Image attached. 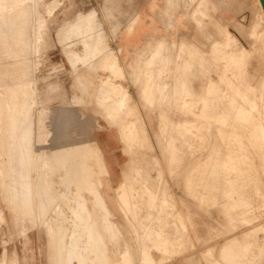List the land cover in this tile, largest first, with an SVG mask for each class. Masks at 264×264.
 <instances>
[{
    "label": "bare ground",
    "instance_id": "6f19581e",
    "mask_svg": "<svg viewBox=\"0 0 264 264\" xmlns=\"http://www.w3.org/2000/svg\"><path fill=\"white\" fill-rule=\"evenodd\" d=\"M195 1L196 0H165L164 6H163V15L165 18L172 20L176 14L175 10L181 9V10H185L184 12L188 13L190 6ZM208 1H210V0H200V2L197 5H195V6H194V4L192 5V6H194V8H193L192 12H190V17L193 20L198 22V20H197L198 16H206V9H204L205 8L204 3H208ZM203 5H204V7H203ZM59 6H60L59 0H4V1L0 0V215L3 217V224L2 225H6L8 227L9 236H11V239L16 238V237H20L22 239V244H23V257H22V259L19 257L16 250H13L11 253H8L6 251V258L4 260V264H35L33 252L31 249L32 236L30 235V232L32 231L33 228H37V230H41V231H43V233L45 235H47L45 233L46 220L47 219L49 221H51L50 222L51 223V226H50L51 234H50V236L47 235V241H46V245H45L44 249H45L46 257L48 258L50 264H73L74 261H76L77 264H132L133 260H132L131 252H130L131 245L128 246V247H130L129 249L122 251L119 254V256H117L119 258H117L116 256H111L108 253V251L105 249V247L103 246L104 245L103 244V242H104L103 233H106L107 235H109L108 238L110 237V240L115 241V242L118 240L119 233H118L117 226H116L115 222L112 220L113 214L109 208V205H108L107 201L105 200L104 196L102 195L101 191L98 188V186L101 185V181L98 179V176L101 172L105 171V169H106L104 160L102 158V155L98 151V149L92 145H89L88 142L81 144V145L72 146L70 148H65V149H61V150L53 151V152H51V151L38 152L35 148L36 140L39 139L40 136L47 133V131H45V127H44V115H45L46 110L48 109L47 105L51 104V102H52V104H54L55 100L57 101L58 98H61L62 103L66 104V97H65L66 93H64V92L61 93L57 90V86H59L58 81L55 84L49 83L48 84V92L46 93V95L44 96L43 99L41 98V101L38 100L37 95H36V88H35L36 79L34 77V74H30L31 69H36V67H37V63L34 64L31 61L30 55L31 54L32 55L33 54L40 55V53L43 51V49H45L44 46L47 45V44L45 45V43L47 42L46 41V35H48L47 31H50L47 29L49 27L50 20L55 17L56 11L58 10ZM40 8L43 9L44 14L39 13ZM93 11H95V10H93ZM69 12H70V14L72 13V11H70V10L68 11V13ZM96 15L98 16V14H96V12H91V13H88L85 15L80 14L76 17L75 20H73V22L68 23L66 26L64 25L65 26L63 28L64 40L65 41H68V40H74V41L76 40L77 41L78 40L79 43H81L83 45L84 53L82 55H80L75 50L68 51V53H67L69 56V61H70L71 65L75 71L77 70V65L79 63H81L83 66L87 67L88 70H90L94 67V63L96 61H99V63L101 64V67L103 69L111 72L112 74H115V76L118 75V76H125L127 78H135V80L137 81L139 76L143 75L146 79V84H145V86L142 87L141 91L140 90H138V91L141 92V94L146 99V102L151 106V108L153 110L160 108L161 106H163L164 103L174 102L176 100V96H178L179 92H181V91L184 92V90H182V89H181V91H179L180 87L183 86V85H180L179 83L185 85V83H187L186 81H185V83H182L183 82V81L181 82L182 79L179 81L180 77L178 76L179 78H177L176 77L177 75H176L173 78V80L171 81V83H166L165 79H163V76L166 75L167 71L169 72V69H170L169 67H171V70H174L176 67L180 68L179 73H180L181 69H186L187 66L189 67L191 65V64L188 65V62L189 63L192 62L196 65V66L192 65V67L193 66H195V68L197 67V65L199 63L196 64L195 62H193V61H195L194 60L195 57H192L191 56L192 54L186 55L188 52L185 54V51H188L189 48L194 45L193 40H190L184 36L178 38V40H175V41L169 40L166 36L160 37L158 39H151L150 41H146L145 44L143 45V47L134 49V61L127 65L124 63V60H123V57L121 54L122 50L120 48H115L114 49L115 53L113 54L111 52V50H109V48H107L105 46V38L107 39V37L109 38V36L106 35L107 37L104 38L103 29H101L102 24L100 26L99 22H97V19H100L101 16L99 15L100 17L96 19ZM103 20H106V19H103ZM134 26H135V23L131 24L129 26V28H128L129 34H131L133 32ZM199 26H200V23H199ZM105 29H106V27H105ZM105 33L107 34V30ZM110 34L111 33H109V35ZM47 37H49V36H47ZM221 37H222L221 40H217L215 43H213L215 45V48H216V45H222L225 47L234 45L233 37L229 31H222ZM51 38L53 39V37H51ZM52 39H50V40H52ZM50 43H51V41L49 42V45L51 46ZM109 43H111V41ZM75 44H77V42H75L74 45ZM49 45H47V47H49ZM53 46L54 45H52V47ZM219 49H218V51H219ZM18 50H20V52ZM211 50H213V48H211ZM172 51H174V52L171 54L170 52H172ZM248 51H250V52H248V56L249 55L253 56V54H257L258 55L257 58L261 61L262 64H264V39L262 37H258L256 39L253 47L251 48V50H248ZM17 53H20L19 57L16 56ZM198 53H199V51H198ZM231 53H232V55H234V57L232 56L230 58V63L227 64L228 66L231 65V63L234 60L238 59V61H239V60H241L240 58L242 56L246 55V52L241 50V49L240 50L239 49H232ZM188 54H190V52ZM217 54H214V55L212 54L214 56L213 59L216 60ZM212 55L210 53L211 59H212ZM226 55H227V53H226ZM3 57L10 58V63H11L10 69L9 68L8 69L2 68L1 62H2ZM218 58H217V61H218ZM42 60H43V58H42ZM219 60H221V59L219 58ZM45 61H46V58H45ZM243 63H245V62H243ZM161 65H164V66L169 68L167 71L165 70L166 72H163V74L165 73V75H163L162 72L160 70H158L159 66H161ZM95 66H96V64H95ZM41 67H43V66H41ZM49 67H48V69H49ZM166 67H162V69L166 68ZM189 69H191V66L188 68V71H190ZM12 71L22 73V75H23V76L19 75V77H22V78H20V80L18 79L16 81L15 85L9 84V78H10L9 76H11ZM183 71H181L182 75H183ZM95 72H97V71L95 70ZM177 72H178V70H177ZM190 72H188V73L191 74ZM226 72H227V70H226ZM179 73H178V75H180ZM188 73L186 74L187 76H188ZM40 74H41V72H40ZM40 74H39V76H40ZM170 74H172V72H170ZM25 75H29V77L25 78L26 77ZM45 75H47V74H44V76ZM239 75L240 76L236 75L235 77L234 76L230 77L227 75V73H225L224 78H223V76H221V81L223 79H225L224 81L227 82V86L229 87V89H234L236 92V96H237V94L239 96H237V98H235V99H232L230 104H228L227 108L225 110L221 111V116H220V114H218L219 115L218 117H212V118H216L215 119L216 122H214L216 124H212L213 125L212 127L215 130H217L218 133H217V135H215L216 141L213 140L214 138H211L213 141H215L214 144L212 143L213 149L212 148L211 149L214 152L217 149L215 147L216 144H217V147H218V145L222 146L221 144L225 145L224 150H222V147H221L223 154L220 155V157H219L220 165L222 167L227 168L225 170V172L223 169H221L222 172H224V174H226V171L228 172L229 169H237L236 170L237 172L239 169V172L237 173V175H235L234 177L231 175L233 177V179H231L232 177H229L230 178L229 180H228V178H226V176L230 174L228 172V174L223 176L224 179H222V180L223 181L228 180V181H225V183L227 182V184H230L231 187H233L234 184L239 183V185L238 184L237 185L240 187H238L237 190L235 189L236 190L235 192H233V191L231 192L230 189H229L230 191L229 190L225 191L224 189L226 187L224 189H222V188L221 189L223 190V193H226L227 191L229 192V193L227 192L228 195H230V197H231L230 198L231 201L228 202L229 207L232 208V210H235V212H237V214L241 216L240 218H242L243 222L241 221V219L239 221L242 222V225H243V223L247 224V227L244 224V226L246 228L243 231H241V233L239 235H236V236L233 235V237L230 238L229 241L223 245V247H222L223 249L221 251V256H222V260L227 264H262V262L264 261V237H263V239L262 238L259 239V237H260L259 236L255 240H252V241H254V242H252V241H250L251 239L248 240L249 239L248 236H250L252 233L254 234V232L256 231V228L258 227V225H256L255 223H256V220L261 216V211L259 213L257 209L259 208V205L260 206L264 205V181L262 179L263 175H264V67H263V74L261 76H259L258 78L255 77V79H254L255 83H252L249 81L250 78L248 79V77L252 74H250L248 76L245 68L240 69ZM53 76H54V74H53ZM83 76H84V74H83ZM197 78H196V80H197ZM75 79L77 80L76 84L78 82L79 84H77V85H80L81 84L80 80H82V79H81V75H79L78 72H77ZM193 79H194V77H193ZM239 79H240V81L238 83H236L235 81L239 80ZM39 80H40V78H39ZM42 80H41V82H42ZM208 80H210V79H208ZM84 82H85V80H84ZM84 82H82V83H84ZM101 82H102V87H100L101 90H99V91L100 92L102 91V93L104 91V93L102 95L103 96L102 100H100V97H99V100H100L99 103L103 106H105V103H108V104L110 103L109 104V105H111L110 107H108V104H106L105 107H107V108L112 107L111 109H113L112 110L113 113H115V112H117V114L122 113L125 110V105H127L126 101H127L128 96L121 91L119 86L113 84L110 81L109 77L102 80ZM168 82H170V81H168ZM75 86L76 85H74V87ZM187 86H189L188 83H187ZM192 86H195V85L193 84ZM80 87L85 88L86 86L80 85ZM209 87L211 88L210 91H212V93H213L214 92L213 90L216 87L212 84ZM73 88L71 87L72 90H73ZM90 88H92V87H90ZM189 88H188V90H189ZM196 88H198L197 85H196ZM76 89L77 88L75 87L74 90H76ZM88 89L89 88H87V90ZM190 90H192V89H190ZM43 91L46 92L47 87ZM62 91H63V89H62ZM78 91H76V92H78ZM80 91L82 92V90H80ZM83 91H86V90L83 89ZM56 92H57V94H56ZM88 92L89 91H87V93ZM139 92H138V94H139ZM74 93H75V91H74ZM215 93H216V90H215ZM19 94L22 98V105H21L20 109H15L14 105L16 102V98L18 97ZM70 94H71V92H70ZM92 95H94V92L91 94V96ZM71 96H73V95H71ZM74 96H76V95L74 94ZM91 96L89 95L88 97H91ZM192 96H194V98L198 97V95L196 93H194ZM213 96H216V95H213ZM213 96H211V97H213ZM76 99H78V98H76ZM79 100L82 101V99H79ZM211 100H213V99L211 98ZM81 101H79V102L82 103ZM223 101H226V100L223 99ZM69 102H70V100H69ZM77 102L78 101H74V104ZM222 102L220 101L219 103L222 105ZM36 103H38L42 109L37 111V113L35 115L31 116V113H32ZM214 103H216V102H214ZM220 104H218V105H220ZM223 104H224V102H223ZM56 105H58V104H56ZM80 105L82 106V104H80ZM86 105H83V106H86ZM137 105H138V103H137ZM200 105L201 104H199V107H200ZM221 105H220V107H221ZM49 106H51L50 108L53 109L52 105H49ZM61 106L63 107V105H61ZM100 106H98V109H100ZM103 106L101 108H103ZM75 107H73V108H75ZM140 107H142V106H140ZM199 107H197V108H199ZM217 107H219V106H217ZM111 109H108V111H110ZM58 110L56 109V111H58ZM65 110H67V108H65ZM104 110H106V108ZM7 111H10V113H12V114H15L19 111L20 114H23L24 123H26V124L21 128L20 126L17 125L16 120L7 121L6 116L4 115ZM60 111H62V110H59V112ZM69 111H70V109H69ZM72 111H74V110H72ZM112 111H110V112H112ZM125 111L127 112V110H125ZM85 112H86V110H85ZM141 112L143 113V111H141ZM141 112H138V109H137V113H139V116L143 115ZM50 113L51 112H49V116H50ZM52 113H54V112H52ZM70 113L68 116H69V120L71 121V118H70L71 114ZM80 113H82V112H80ZM87 113H86V115H88ZM113 113H110V114H113ZM218 113H219V111H218ZM63 114L60 115V118ZM119 114H118V116H115V117H118V118L120 117L119 119L120 120L123 119L122 121H124V119L126 118L125 117L126 114L123 115L124 116L123 118H121L122 115L120 114L121 116H119ZM140 114H142V115H140ZM81 115H83L82 117L85 116V114H83V113ZM112 116L110 115V118ZM131 116H133L132 117L133 119L131 118L130 121L134 120L135 114L131 115ZM136 116H137V114H136ZM139 116H137L136 120H138ZM64 117L68 119V117H66L65 115H64ZM93 117H94V115H93ZM115 117H113V119H115ZM140 118L141 117H139V119ZM162 118L164 121L165 120L168 121V119L164 115H162ZM84 119H87V118H84ZM91 119H94V118H91ZM106 119H107V117H106ZM180 119L182 120V118H180ZM79 120H77V121L79 122ZM127 120H128V118H127ZM127 120H125V122H127ZM106 121H108V120H106ZM117 121H119V120H116V123L119 124V122H117ZM138 121H139V125H140L141 120H138ZM143 121H144V118H143ZM205 121H208V120L205 119ZM125 122H123V124ZM142 122H141V124L145 123V122H143V123ZM55 123H57V122H55ZM127 123L129 124V122H127ZM127 123H125V124H127ZM59 124H60V122H59ZM82 124H83V122H82ZM88 124H89V122H88ZM120 125L122 126V124H120ZM59 126H57V127H59ZM76 126L78 127V125H76ZM85 126H86V124H85ZM89 126H90V124H89ZM121 126H119V128ZM141 126L143 127V125H141ZM161 126H160V128H162V130H163V132L161 134V139L164 141L167 139L166 136H168L170 134L169 130L171 128V124L169 122H164L163 124H161ZM224 127L228 128L227 129L228 131L224 132L223 131ZM127 128H125L128 130V131L126 130L127 131L126 132L127 137L124 139L125 141L130 140V138L133 135H136L134 133L136 132L135 130L137 129L135 126V123L129 124V126H127ZM138 132L140 133V130ZM122 133H124V132H122ZM142 134L143 133H141L140 136ZM145 134L143 137L147 138L148 136L145 137ZM123 135L125 136V134H123ZM123 135L121 136V138L123 137ZM137 135H139V134H137ZM137 135H136V139H135L136 141H137ZM212 135H213V133H212ZM174 136H176V134H174ZM215 136L213 135V137H215ZM143 137H141V138H143ZM132 138L134 139V136ZM174 139L175 138H173V140ZM44 141H46V140H44ZM131 141H133V140L131 139ZM139 141H137V146L139 144ZM144 141L142 139V142H140V143L142 144ZM148 141L150 142L149 139H148ZM177 141L179 143V139ZM177 141H176V143H177ZM149 142H147V143L149 144ZM188 142H189V140H188ZM128 143H130V142H128ZM134 144L135 143H132L133 147H134ZM173 144H175V140L173 143L172 139H169V145L167 144V146L168 147L170 146L172 151H173ZM179 144H182V142ZM179 144H177L176 148H178V146L180 147ZM127 145L129 147L131 146V144L130 145L127 144ZM146 145L147 144H145L144 146H146ZM184 145H183V147H184ZM41 146H43V145H41ZM192 146H193V144H192ZM194 146H195V144H194ZM248 147H251L254 149V151L257 154V158H258L259 162H261V164L258 166V168H256L253 164L254 158L250 156ZM131 148H132V146H131ZM182 148H181V150H182ZM126 149H127V147H126ZM136 149H135V151H136ZM145 150L142 151V149H141V151H142L141 153H144ZM149 150H151V147L149 148ZM171 150L169 152H171ZM183 150H182V152H183ZM219 150H220V147H219ZM129 151H130V149H129ZM156 151H157V148H156ZM186 151H188V153L190 152L189 150H186ZM124 152H126V151H124ZM131 152H134V150ZM175 152L180 153V151H175ZM145 153H148V150H146ZM173 154L171 152V155L169 157L170 158L169 159L170 164L168 165L169 168L172 166L174 160L176 159V154H175V157ZM208 154H209V151H208ZM214 154L215 153H213L212 155H214ZM136 155H138V154H136ZM140 155H142V154H140ZM185 155H186V153H185ZM199 155H200V153H199ZM205 155L206 154H204V156ZM71 156L74 157V159H73L72 163H68L67 160L70 159ZM146 156L148 157V155H146ZM151 157L154 160H156L153 157V155ZM196 157H198L199 159H201V157H202V159L204 158L202 155H201V157L200 156H196ZM185 158H187V157H185ZM191 158H190V160L193 159V158L192 159ZM183 159H184V157L182 158V160ZM199 159H197V161ZM65 160H66V163H64ZM137 160L132 155L129 158V162L123 168L122 175H121L122 180H121L120 184L114 190L115 191V198H116V201L119 205V208H120L122 214L124 215L126 222L129 223L130 225H132L134 228V234L136 235V238H134V239H137V241H139V243H141V244H143L146 241L152 242L155 240V242H157L156 248L158 250H163V246H165L163 244H166L168 241L170 242L171 240L174 241L175 238H173V237H175V235H177L179 233H177L175 231L176 234L174 236L171 235L173 239L170 240L168 238H171L170 234H172V232L169 233L170 237L167 238L166 237L167 231L166 232L163 231V228H161V227H160L161 229L155 228L156 220H158L160 218V217L158 218V216L161 213L163 215H165V219H166V217L170 216L169 211L166 212L165 211L166 209L162 208L165 205V203H163V201H162V203H160L158 201L161 206L159 204L158 205L155 204V206H154V204L151 205V207H153L155 210L154 213H148L146 216L140 214L139 206H140V203L142 202L141 200L153 199V201H155L159 196H161V197L164 196L165 192L163 189L161 190L162 187L158 188L156 186V183H157L156 180L157 179L155 180V183H153V184H155L154 187L155 186L157 187L156 189L152 188L151 185L148 184L147 180L150 179L149 178L150 173H148L147 168L149 166H147V168H145ZM157 160H159V158ZM182 160H181V163H182ZM187 160H189V159H187ZM209 160L211 161L212 159H209ZM199 161H201V160H199ZM206 161H208V160H206ZM158 162H160V161H158ZM179 162H180V160H179ZM185 162L186 161H184L183 164ZM191 162H193V161H191ZM194 162H195V160H194ZM198 162H197V164H198ZM73 163H75V165H73ZM210 163H212V162H210ZM244 163H246V164H244ZM162 164L163 163H161L160 165H162ZM191 164H193V163H191ZM216 164H214V165H216ZM154 165H157V164H154ZM178 165H177L178 168L181 167L180 163H178ZM187 165L185 164L186 167H187ZM236 165H237V168H235ZM76 166H78L77 169L79 171V174L76 175L75 177H72L70 174V170L72 167H75L74 169H76ZM193 166L194 165H191V167H193ZM218 166H219V164H218ZM183 167L184 166L182 165V168ZM208 167H209V165H208ZM160 168L161 167H159V169ZM198 168H201V167H198ZM215 168L212 170L216 171V174H217L219 168L218 169L216 168L217 170ZM260 168L262 169L263 174L259 171ZM156 169H157V167H156ZM183 169H181V170H183ZM189 169H190V167H189ZM161 170H162V168H161ZM171 170H173V169H170L169 173H171L170 172ZM175 170L178 171L176 168H175ZM208 170H209V168H208ZM164 171L166 172V170H164ZM176 171H174V172H176ZM201 171H203V170H201ZM206 171H207V169H206ZM214 171L211 173L215 174ZM220 172L221 171H219V173ZM222 172L220 175L218 173L219 177L222 175ZM34 173H35V176H34ZM143 173H144V177H143ZM157 173H160V172L158 171ZM195 173H197V171ZM205 173H209V172H205ZM171 174H169V175H171ZM216 174L214 176H217ZM138 175H142L143 179L141 177L139 178ZM164 176H166V174H164ZM210 176L212 177L213 175H210ZM214 176H213L214 180L216 178H218V177H214ZM253 176L256 178V180L258 182V186L255 189L256 192L254 191L256 193V195H255V193H254V195L258 198V199L256 198L257 202L256 201L255 202L258 204H254L253 200L251 202H249V199L251 200V199L255 198L253 195H251V193L250 194L247 193L248 195H245V193H244V192H246V191H244V188L247 186V184H246V186H244L245 185L244 181L246 179L249 180L251 178H254ZM55 177L58 178V182H57L58 183L57 185H59V188L57 187L58 193L55 190V186H56V180H54ZM202 177H203V175H202ZM207 177L205 176V179ZM163 178L164 177H162V179ZM200 179H201V177H200ZM220 179H221V177H220ZM206 180L208 181V179H206ZM211 180H213V179L211 178ZM222 180H221V183H222ZM249 181L247 182V180H246V183H250ZM172 182H173V180H172ZM205 183L206 182H204V184ZM210 183L212 184V182H210ZM136 184H138V186H136ZM202 184L203 183H201V185ZM213 184L217 187V186H219L218 184H220V183H218L217 185L215 183H213ZM251 184H249V185H251ZM162 185H164V184H162ZM166 185L171 187V184H169V183ZM249 185L247 187H250ZM253 185H255V184H253ZM226 186H228V185H226ZM195 190H197V189H195ZM219 190L220 189H218V191ZM85 192L88 193V196L85 195ZM215 192L217 193L216 195H218V192L217 191H215ZM209 193H207V194L209 195ZM213 193L214 192H212V194ZM220 193H222V192L220 191ZM252 193H253V191H252ZM167 194H168V192H167ZM170 194H168V195H170ZM199 196H200V193H199ZM219 196L224 197V195L219 194L218 199H219ZM214 197H215V195H214ZM225 197H224V199H225ZM247 197H249V199H247ZM60 198L62 199V201ZM162 198H160V200ZM211 199H213L212 201L214 203V199H217V196L215 198H211ZM172 200H173V204H175L174 198ZM220 200H221V198H220ZM226 200L229 201L228 199H225V201ZM175 202H177V200H175ZM222 202L224 203V201L221 200V203ZM2 203L4 204V206L2 205ZM144 203H146V202H144ZM208 203H209V201H208ZM216 203H217V200H216ZM176 204L178 205V202ZM219 205H220V203H219ZM54 206L61 207V211H62V208H64L66 210L65 217H66L67 224L68 223L71 224L70 228H68L69 224L67 225L66 233H64L61 228L56 229L54 227V224H53L54 218L52 221L51 220L52 218L50 217L51 215L49 214ZM145 206H147V205H145ZM255 206H256V208L257 207L258 208L256 209ZM197 207H198V205H197ZM261 208L262 207H260V209ZM67 210L69 211V213H68L69 217H67V212H68ZM261 210L264 211L263 209H261ZM164 211L166 213H164ZM176 211H177V209H176ZM178 211H182V210L180 209ZM7 213H9V218L7 217ZM179 213H181V212H179ZM262 213H264V212H262ZM59 214L63 218L64 214L60 213V211H59ZM208 214H210V212ZM172 215H174L173 212H172ZM70 216H71V218H70ZM160 216L162 217V215H160ZM176 216L178 217V215H176ZM184 216H183V218H184ZM235 216H237V215H235ZM262 216L260 217L261 221L264 219V218L262 219ZM140 217H141V219H143V217H147L146 221L142 220L143 222H141ZM212 217L214 219V216H212ZM183 218L181 220H183ZM235 218H237V217H235ZM163 219H161V221L162 222L165 221V223H166L167 220H165V219L163 220ZM170 219H172V218L170 217ZM177 219H179V217L174 219V221L173 220L172 221L175 222V220H177ZM189 219H191V218H189ZM215 219L217 220V217ZM237 220L238 219H236V222H237ZM169 221L170 220L168 219V222ZM261 221H260V223L259 222H257V223L261 225L262 224ZM171 222H170V224H172ZM219 223H220V220H219ZM240 223H238V225ZM164 224H163V226H164ZM170 224H168V225H170ZM176 224L177 223H175L173 225H176ZM263 224L261 225V227L263 226ZM177 225L175 226V228L177 227ZM242 225H241V227H242ZM138 227H139V229H138ZM173 227L174 226H172V228ZM179 227H178V229L180 230ZM195 227H196V225H195ZM222 227H223V225H222ZM239 227L240 226H238V228ZM165 228H166V226H165ZM170 228H171V225H170ZM225 228H226V230L228 229L227 227H225ZM171 229H170V231L173 230V229L172 230ZM167 230H169V229H167ZM189 230H190V228L188 229V231ZM140 231H143L142 235H141ZM221 231H223V230H221ZM260 231H262V230H260ZM181 233L182 232H180V234ZM184 233H187V232L184 231ZM189 234L191 235V230H190ZM189 234H187V235H189ZM225 234L226 233H223L224 236H225ZM256 234H257V232H256ZM183 235L184 234L182 233V237H179V238H183ZM190 235H189V237L192 238V235L191 236ZM218 235H220V234H217L216 236L219 237ZM223 235L221 237H224ZM226 235H228V234H226ZM254 235H252L250 237H252V239H253ZM178 236H180V235H178ZM178 236L176 239L179 240L181 243L182 239H179ZM214 236H212V237H214ZM184 238L186 239L185 236H184ZM185 239H183V240H185ZM191 240L192 239H190V241ZM188 241L185 240L183 242L190 245L188 243ZM193 241H194V238H193ZM170 243H172V242H170ZM185 243H183L185 245L184 247H186ZM131 244H133V243H131ZM193 244H196V242ZM206 244H210V242L206 243ZM101 245L103 248L100 247ZM236 245H239V246H237V249L240 246H242V248H243V249L241 248L242 251L240 248H239L240 251L239 250H238V252L234 251V250H236L234 248ZM135 246H136V244H135ZM172 246L174 247V245H172ZM190 246L188 248H190ZM192 246L195 248L194 245H192ZM251 246H253L254 249ZM133 248L134 247H132V249ZM206 248H208V247L206 246ZM251 248L253 249V251ZM212 249H211V251H212ZM146 250H142V249L140 250V257L138 256L139 261L137 260L138 264H139V262H145V264H152L151 258L149 256V252ZM208 250H210V249L208 248ZM169 251H170V249H169ZM171 251H173V250H171ZM175 251H176V249H175ZM186 251L189 252L188 249ZM214 251L215 250H213V252H212L213 254H214ZM192 252H194V250ZM192 252H189V254ZM176 254H178V253L176 252ZM186 254H188V253H186ZM194 254H195V252H194ZM196 254H198V253H196ZM190 256H192V254H190ZM190 256H189V258H190ZM205 257H204V260L206 259V261H207L208 258L207 257L205 258ZM189 258H187V259H189ZM190 259H192V258H190ZM89 260H91V263L88 262ZM209 260H211V258L208 259V261ZM215 260H216V258H215ZM193 261H194V258H193ZM219 261L220 260L218 259L214 262L212 261L211 263L221 264V262H219ZM187 262H188V260H187ZM133 264H135V263H133Z\"/></svg>",
    "mask_w": 264,
    "mask_h": 264
},
{
    "label": "rangeland",
    "instance_id": "374dc122",
    "mask_svg": "<svg viewBox=\"0 0 264 264\" xmlns=\"http://www.w3.org/2000/svg\"><path fill=\"white\" fill-rule=\"evenodd\" d=\"M59 2H60V6H59L58 10L56 11L55 17L50 20V24H49V27L47 29L50 31H47L48 35H46V41L47 42L45 43V45L46 44L49 45V42L51 41V43H50L51 46L50 45H49V47H47V45L44 46L45 49H43V51L40 53V55H37V54H33V55L31 54L30 55L31 61L34 64L37 63L36 69H31L30 74H34V77L36 79L35 88H36V95H37L38 100L41 101V98L43 99L44 96L46 95V93L48 92V84L49 83L55 84L58 81L60 84L58 83L59 86L56 85L57 90L61 93L62 92L66 93V96H65L66 97V104H63L61 101V98H58L57 101L55 100L54 104H52V102H51V104H49V105H52V108L55 111L50 108L51 106L47 105L48 109L46 110L45 115H44V127H45V131H47L48 134L45 133L44 135L40 136L39 139L36 140V144H35L36 150L38 152H45V151L46 152L47 151L53 152V151H58V150L65 149V148H70L72 146L81 145V144H84L86 142H88L89 145H92L98 149V151L102 155V158L104 160L105 167H106L105 171L101 172L98 176V179L101 181V185H99L98 188L101 191L102 195L104 196L105 200L107 201V203L109 205V208L113 214L112 220L115 222V224L117 226L118 233H119L118 240L116 242L110 240V237L108 238L109 235H107L106 233H103V236H104V242H103L104 245L103 246L105 247V249L108 251V253L111 256H116V257L119 256V254L122 251L129 249L130 247H128V246L131 245V248H130L131 257H132L133 263H135V264L139 261L141 249L142 250L147 249L146 251L149 252V256L151 258L152 264H188V263L189 264H208V263L213 264L211 262L212 261L214 262L218 259L220 260L219 262H221V264H227L222 260V256H221V251L223 249L222 247L225 243H227L229 241L230 238L233 237V235H235V236L239 235L241 233V231H243L247 227V224L243 223V225H242L243 221H242V218H240L241 216L238 215L237 212H235V210H232V208H230L228 205L229 204L228 202L231 201L230 200L231 197H230V195H228L229 192L227 191L228 193L227 192L223 193V190H222L226 187L224 189L225 191L230 189L231 192L232 191L235 192L237 190V188L240 187V186H238L239 183H237L238 185L234 184L233 187H231L230 184H227V182L225 183V181H228L230 179L229 177H232V176L234 177L235 175H237V173L239 172V169H238V172L236 171L237 169H229L228 172L230 174L227 175L228 177L226 176V178H228V180H224V181L222 180V179H224L223 176L228 174L227 171H226V174H224V172L227 168L222 167L220 165V161H219V157H220V155L223 154L222 150L225 149V145L221 144L222 146L218 145V147H217V144H216L215 147L217 149L214 152L212 150L213 149L212 143L213 144L215 143V141H216L215 135H217V133H218V131L212 127L213 126L212 124H216V123H214V122H216V120H215L216 118H212V117H218L219 116L218 114H220V116H221V111H223L227 108L228 104H230L232 99H235V98H237V96H239L238 94L236 96V92L234 89H229V87L227 86V82L224 81L225 79H223L221 81V76H223V78H224L225 73H227V75L230 77H232V76L235 77L236 75L240 76L239 75L240 69L245 68L248 76L250 74H252L248 77V79L250 78L249 81L252 83H255V80H254L255 77L258 78L259 76H261L263 74L264 64H262L261 61L257 58L258 55L253 54V56H251V55L248 56V52H250L248 50H251L256 39L258 37H262L264 39V10H263V7H262L260 0H210V1H208V3H204L205 4L204 9H206V16L207 17L206 16H198L197 17L198 22L193 20L190 17V12H192L194 6L197 5L200 2V0H196L193 3L194 6H192L193 4L190 6L188 13L184 12L185 10H181V9H177L178 11L180 10L179 12L177 10H175L176 14L172 20L165 18L163 15V6L165 3V0H59ZM203 7H204V5H203ZM69 10L72 11L71 14H70V12L68 13ZM93 10H95V11H93ZM91 12H96V14H98V16L96 15V19L101 16L100 19H97V22H99L100 26L102 24L101 29H103L104 38L109 36V38L108 37H107V39L105 38V46L107 48H109V50H111V52L113 54L115 53L114 52L115 48H120L122 50L121 54H122L124 63L127 65L134 61V49L143 47L145 42L150 41L151 39H158L160 37L166 36L169 40L175 41V40H178V38L184 36L190 40H193L194 45L192 47H190L188 51H185V54L187 52L188 53L190 52V54L187 53L186 55L192 54L191 56L195 57L194 58L195 61H193V62H195L196 64L199 63L197 65L198 68L197 67L195 68L196 65L192 62H190V63L188 62V65L191 64L190 65L191 69H189L190 71L192 70L191 72L188 71V68L190 66L189 67L187 66L186 69H181L180 73H179L180 68H177V67L174 70H171V67H169L170 68L169 69L168 67H166L164 65H161L158 68V70H160L162 72V74H163V72H166L169 69V72L167 71L168 73L166 72V75H165V73L163 74V75H165V76H163V79H165L166 83H171L173 78L177 75L176 76L177 78L180 77L179 81L182 79L181 82L183 81L182 83H185V81H186L189 86H187V83H185V85L179 83L180 85H183L181 87L179 86L180 87L179 91H181V89H182V90H184V92L183 91L179 92V94H178V96H176V100L174 102L164 103L163 106H161L160 108L153 110L151 108V106L146 102V99L141 94V92L138 91V90L141 91L142 87L145 86V84H146V79L143 75L139 76L137 81L135 80V78H127L125 76H118V75L115 76V74H112L111 72L103 69L101 67V64L99 63V61H96L97 63L95 62L94 67L90 70H88L87 67H85L81 63H79L77 65V70L75 71L74 68L72 67L70 61H69V56L67 53H68V51L75 50L80 55H82L84 53L83 45L81 43H79L78 40L77 41L76 40L75 41L74 40L65 41L64 36H63L64 35L63 34V28L68 23L73 22V20H75L78 15H80V14L85 15V14H88ZM39 13L44 14L42 8H40ZM103 19H106V20H103ZM134 23H135L134 30L131 34H129L128 28L131 24H134ZM199 23H200V26H199ZM105 27H106V29H105ZM106 30H107V34L105 33ZM222 31H229L231 33L233 40H234L233 46L225 47L222 45H216V48H215V45L213 43H215L217 40H221ZM109 33H111V34L109 35ZM47 36H49V37H47ZM51 37H53V39ZM50 39H52V40H50ZM110 41H111V43H109ZM75 42H77V44L74 45ZM52 45H54V46L52 47ZM211 48H213V50H211ZM217 48L218 49L220 48L219 51ZM232 49H239V50L241 49V50L246 52V55L242 56L240 58L241 60H239V61H238V59L234 60L231 63V65L228 66L227 64L230 63V58L232 56L234 57V55H232V53H231ZM18 51L20 52V50H18ZM198 51H199V53H198ZM173 52L174 51H172L170 53L172 54ZM209 52L211 53V55L218 53L216 57L217 58L219 57L221 60H219V58H218V61H217V58H216V60L213 59L214 58L213 55H212V59H211ZM226 53H227V55H226ZM19 54L20 53H17L16 56L19 57ZM41 57L43 58L44 61L42 60ZM45 58H46V61H45ZM243 62H245V63H243ZM1 64H2V68H5V69L9 68L10 69L11 68L10 58L3 57ZM95 64H96V66H95ZM234 64L235 65L237 64L238 66L237 65L235 66ZM192 65H195V66H193L194 68L192 67ZM39 66L40 67L43 66V67L40 68ZM47 66L48 67L50 66L49 69ZM162 67H166V68L162 69ZM95 70L97 72H95ZM177 70H178V72H177ZM226 70H227V72H226ZM181 71H183V75L181 74L182 73ZM40 72H41V74H40ZM77 72L79 75H81V79H82V80H80L81 81L80 85L86 86L85 88L80 87V85H77V84H79L78 82L76 84L77 80L75 79V77L77 75ZM170 72H172V74H170ZM186 72L187 73L190 72L191 74L188 73V76H187ZM178 73L180 75H178ZM39 74H40V76H39ZM44 74H47V75L44 76ZM53 74H54V76H53ZM83 74H84V76H83ZM19 75H22V73L12 71L11 76H9L10 77L9 78V84L15 85L16 81L18 79L20 80V78H22V77H19ZM25 76H26L25 78L29 77V75H25ZM192 76L194 77V79ZM107 77L110 78V81L113 84L119 86L121 91L128 96L127 101H126L127 105H125V110H127V112L124 110L122 113H120L122 116L118 113L119 116H121V118H123L124 117L123 115L126 114L125 115L126 118L124 119V121H122L123 119L120 120L119 119L120 117L119 118L115 117V116H118V114H117V112L113 113V111H112L113 109H111L112 107L111 108L105 107L106 104H108V103H105V106H103L99 103L100 100L103 99L102 95L104 93V91H103V93H102V91L101 92L99 91V90H101L100 87H102L101 81L106 79ZM39 78H40V80H39ZM196 78H197V80H196ZM208 79H210V80H208ZM41 80H42V82H41ZM84 80H85V82H84ZM168 81H170V82H168ZM239 81H240V79L236 80L235 82L238 83ZM82 82H84V83H82ZM193 84L195 86H192ZM211 84L216 87V88H214L213 93H212V91H210L211 88L209 87ZM74 85H76L75 86L77 88L76 90H74L75 89ZM196 85L198 88H196ZM46 87H47V91L45 92L43 90H45ZM71 87L72 88L74 87L73 90L71 89ZM90 87H92V88H90ZM87 88H89V89L87 90ZM188 88H189V90H188ZM62 89H63V91H62ZM83 89H85L86 91H83ZM190 89H192V90H190ZM80 90H82V92ZM215 90H216V93H215ZM69 91L71 92V94ZM74 91H75V93H74ZM76 91H78V92H76ZM87 91H89V92L87 93ZM57 92H56V94H57ZM93 92H94V95L91 96V94ZM138 92H139V94H138ZM194 93H196L198 95L197 98H194V96H192ZM74 94L76 96H74ZM71 95H73V96H71ZM89 95L91 97H88ZM213 95H216V96H213ZM211 96H213V97H211ZM99 97H100V100H99ZM76 98H78V99H76ZM211 98L214 101L211 100ZM79 99H82V101ZM223 99H225L226 101H223ZM69 100L71 103L69 102ZM74 101H78V102L74 104ZM79 101H81L82 103H80ZM220 101L221 102L223 101L224 104L222 102V105H221L219 103ZM136 102L138 103L139 106L137 105ZM214 102H216V103H214ZM79 103L82 104V106ZM217 103L220 104L221 107ZM56 104H58L59 106ZM96 104L98 106H100V109H98V106ZM109 104H108V107L111 106ZM199 104H201L200 107H199ZM21 105H22V98L19 94L18 97L16 98V102L14 105L15 109H20ZM61 105H63V107ZM83 105H86V106H83ZM102 106H103V108H101ZM140 106H142V107H140ZM217 106H219V107H217ZM73 107H75V108H73ZM104 107L106 108V110H104L105 109ZM197 107H199V108H197ZM65 108H67L68 111L65 110ZM40 109H42L41 106L38 103H36L32 113H31V116L35 115L37 113V111H39ZM56 109L57 110L59 109L62 111L59 112V110L56 111ZM69 109H70V111H69ZM108 109H111L110 111H112V112L108 111ZM137 109H138V112L143 111V113L141 112L143 115L140 114L142 116H139V113H137ZM72 110H74V111H72ZM85 110H86V112H85ZM218 111H219V113H218ZM49 112H51L50 116H49ZM52 112H54V113H52ZM80 112L85 114V116L82 117L83 115H81L82 113H80ZM60 113L61 114L64 113L61 116V118H60V115H61ZM69 113L71 114V116H70L71 121L69 120V116H68ZM86 113L88 115H86ZM110 113H113L114 115L110 114ZM134 114H135L134 120L130 121V119L133 117L131 115H134ZM136 114H137V116L141 117L140 119L138 117V120H141V122H142L143 118H144L143 122H145V123L142 122L143 124H141V122H140V125H139V121L136 120L137 119ZM4 115L6 116L7 121L16 120L17 125L20 126L21 128L26 124V123H24L23 114H20L19 111L15 114H12V113H10V111H7ZM64 115L66 117H68V119L65 118ZM93 115H94V117H93ZM110 115L111 116L113 115V116L110 118ZM162 115H164L168 119V121H166V120L164 121L162 118ZM106 117H107V119H106ZM113 117H115L116 120H119V121H117V122H119V124L116 123V120L113 119ZM179 117L182 118V120ZM84 118H87L88 120L84 119ZM91 118H94V119H91ZM104 118L108 121H106ZM127 118L129 121L127 120ZM205 119L208 121H205ZM77 120H79V122ZM125 120H127V122H129V124L135 123V126L138 130L136 129L135 130L136 132L134 134H136V135L139 134V135H137V141H139L141 139L139 141V144L141 146L139 144L137 146V141L135 140L136 135H133L134 139L132 138L133 137L132 136L130 138V140H127V141L124 140L127 137V133H126L128 131L127 126H129V124L127 122H125ZM163 121L169 122L171 124V128L169 130L170 136L169 135L166 136L167 139L165 138L166 140H164V141L161 139V134H162L163 130H162V128H160L161 124L164 123ZM55 122H57L58 124ZM59 122H60V124H59ZM82 122H83V124H82ZM88 122H89L90 126H89ZM123 122H125L127 124H125V123L123 124ZM85 124H86V126H85ZM120 124H122V126ZM76 125H78V127ZM141 125H143V127ZM57 126H59V127H57ZM119 126H121L120 127L121 129L119 128ZM125 128H127V129H125ZM227 129L228 128L224 127L223 131L226 132V131H228ZM139 130H140V133L138 132ZM121 131L124 133H122ZM141 133H143V134L140 136ZM212 133L215 137H213ZM123 134H125V136ZM144 134H145V137H147V136L148 137L144 138L143 137ZM174 134H176V136H174ZM122 135H123V137L121 138ZM141 137H143V138H141ZM173 138H175L174 139L175 144H173V151H172L170 146L168 147L167 144L169 145V139H172V142L174 143ZM211 138H214L213 140H215V141H213ZM131 139L133 141H131ZM142 139H143V141L145 140L146 142L144 141L145 143L143 142L141 144L140 142H142ZM148 139L150 140V142L148 141ZM178 139H179V143L182 142V144L178 143V141H177ZM44 140H46V141H44ZM188 140H189V142H188ZM176 141H177V143H176ZM128 142H130V143H128ZM147 142H149V144ZM126 143L129 145L131 144L132 148H131V146L129 147ZM132 143H135L134 147H133ZM143 144L144 145L147 144V145L144 146ZM177 144L180 145V147L178 146L179 149L176 148ZM192 144H193V146H192ZM194 144H195V146H194ZM41 145H43V146H41ZM183 145L186 149L183 147ZM142 146L144 148L146 147L145 149L148 150V153H145L146 150ZM149 146L151 147V150H149V148H150ZM126 147H127V149H126ZM155 147L157 148V151H156ZM219 147H220V150H219ZM221 147H222V150H221ZM128 148L130 149V151ZM140 148L142 149V151L145 150V152L141 153L142 151ZM181 148H182V150L184 149L183 150L184 153L182 152ZM132 149L134 150V152H131V151H133ZM135 149H136V151H135ZM170 150H171L172 154L174 153L173 154L174 157L176 154V159L174 158L175 160H174L172 166L169 168V166H168L170 164L169 163L170 162L169 157L171 155V152H169ZM186 150H189L190 152L188 153V151H186ZM248 150H249L250 156L254 158V163H253L254 166L256 168H258V166L261 164V162H259L256 152L251 147H248ZM124 151H126V152H124ZM175 151H180V153L175 152ZM208 151H209V154H208ZM149 152L150 153L152 152V153L150 154ZM139 153L142 155H140ZM185 153H186V155H185ZM199 153H200V155H199ZM213 153H215V154L212 155ZM136 154H138V155H136ZM204 154H206V155L204 156ZM128 155L130 157L133 155V157H135L136 160L138 159L137 161L143 167L147 168V166H149L150 168L149 167L147 168L148 173H150V175H149L150 179L147 180L148 184L151 185V187L155 188V189L157 187L158 188L162 187L161 190L163 189L165 192L164 196H162L163 198L161 196H159L155 201H153V199L141 200L142 202L140 203V206H139L140 214L146 216L148 213H154L155 210L153 207H151V205L154 204V206H155V204L158 205L159 202L162 203V201H163V203H165V205L162 208H165L166 212L169 211L170 216L166 217V219H165V215H163L161 213L160 215H162V217L159 215L158 218L159 217L161 219L164 218L165 220H167V222L166 223H165V221L162 222L161 219L159 218L158 220H156L155 228H159V229L163 228V231H165V232L167 231L166 232L167 238L170 237L171 235L174 236L177 232L179 234H177V235H175V237H173L176 239L178 235H180V236H178V238L182 237V233H183L184 234L183 238H179V239L183 240V239H185L184 238V236H185L186 237L185 240L186 241L189 240L188 243L191 246L186 244L185 242H183L185 240H183V241L181 240V243L177 239H176L177 241L175 239H174V241H172L171 239H173V238L171 236V238H168V239H170L171 240L170 242H172V243H170L168 241L166 244H163V245H165V246H163V250H164L163 251V250H158L156 248L157 242H155V240L152 242L146 241L143 244H141V243H139V241H137V239H134V238H136V235L134 234V228L132 225H130L129 223L126 222L124 215L122 214V212L119 208V205L116 201L115 191H114L115 188L120 184V182L122 180V178H121L122 170L125 167V165L129 162V158H130ZM146 155H148V157ZM152 155L156 160H154L151 157ZM201 155L204 157L203 159H202ZM196 156H200L201 159H199ZM183 157H184V159L182 160ZM185 157H187V158H185ZM191 157L195 160L196 163L194 162V160ZM158 158H159V160H157ZM190 158L192 160H190ZM73 159H74V157L71 156V158L68 159L67 162L72 163ZM187 159H189V160H187ZM197 159H199L201 161L198 160L199 161L198 162ZM209 159H212V160L210 161ZM179 160H180V162H179ZM181 160H182V163H181ZM206 160H208V161H206ZM158 161L163 163L162 164L163 166L160 165L161 163ZM184 161H186V162L183 164ZM191 161H193V162H191ZM177 162L180 163L181 167L178 168L179 165ZM190 162L193 164H191ZM197 162H198V164H197ZM210 162H212V163H210ZM64 163H66V160ZM213 163L214 164L217 163V164L214 165ZM154 164H157V165H154ZM185 164L186 165L188 164L187 167L185 166ZM218 164H219V166H218ZM244 164H246V163H244ZM73 165H75V163H73ZM182 165L185 167V168L183 167L184 169L182 168ZM191 165H194V166L191 167ZM208 165H209V167H208ZM204 166L205 167L207 166L209 168V170L207 167L205 168ZM156 167H157V169H156ZM159 167H161L162 170H161V168L159 169ZM189 167H190V169H189ZM198 167H201V168H198ZM210 167L211 168L213 167L212 169H214L215 167L217 169L219 168L220 170L218 169V173H219V171L222 172L221 169L224 170V172H222V175L220 176L221 179L219 177L221 172L218 175V173L216 174V171L212 170ZM74 168L75 167H72L70 170V174L72 177H75L76 175L79 174V171L77 169L78 166H76V169H74ZM175 168L178 171H176ZM180 168L183 170H181ZM235 168H237V165L235 166ZM170 169H173L170 171L173 175L171 173H169ZM206 169H207V171H206ZM164 170H166V172ZM195 170L197 171V173H195L196 172ZM201 170H203L204 172ZM158 171L160 173H157ZM174 171H176V172H174ZM213 171L217 176H214L215 174L211 173ZM259 171L262 173L261 168L259 169ZM205 172H209V173H205ZM164 174H166V176H164ZM169 174H171V175H169ZM209 174L213 175L214 177H218L215 179L216 181L214 180L213 176L211 177ZM202 175H203V177H202ZM34 176H35V173H34ZM205 176L206 177L208 176L206 178V179H208V181L205 179ZM138 177L139 178L141 177L143 179L144 173H143V177H142V175H138ZM162 177H164V178L162 179ZM200 177H201V179H200ZM210 177L213 180H211ZM233 177L231 179H233ZM251 179H249L250 181L248 179H246L247 182L249 181L250 183H246V180L244 181V183H245L244 186H246V184L248 186L249 184L252 183L251 185H249L250 187H247V186L245 187L247 190L244 188V191H246L244 193H245V195H248L251 193V195H253L255 198H253L251 196L253 199L250 200L249 197H247V199H249V202H251L253 200L254 204H258V203H256L257 197L255 196L256 195L255 189L258 186V182H257L255 177L251 178ZM262 179L264 181V175H263ZM54 180H56L55 190L57 192L58 191L57 187L59 188V185H57L58 184L57 183L58 178L55 177ZM155 180L157 182L156 183L157 187L156 186L154 187L155 184H153V183H155ZM172 180H173V182H172ZM221 180H222L223 184L221 183ZM200 182L203 184L201 185ZM204 182H206V183L204 184ZM210 182H212V184ZM217 182L220 184H218ZM165 183L171 184V187H169ZM213 183H215L216 185L218 184L220 187L219 186L216 187ZM162 184H164L165 186ZM253 184H255V185H253ZM226 185H228V186H226ZM136 186H138V184H136ZM217 188L220 190L218 191ZM195 189H197V190H195ZM214 190L218 192V195L220 194V195H224V197L226 196L225 199H228L229 201H227V200L225 201L223 196H219V199H218V195H216L217 193ZM251 190L253 191V193ZM166 191L168 192V194H170V193L171 194L168 195ZM220 191L222 193H220ZM212 192H214L215 194L214 193L212 194ZM199 193H200V196H199ZM207 193H209V195ZM254 193H255V195H254ZM85 195L88 196V193L85 192ZM214 195H215V197L217 196V199H214V203H213V201H212L213 199H211V198H215ZM160 198H162V199L160 200ZM173 198H174L175 204H173V200H172ZM220 198L222 201H224V203L222 202L223 204L221 203ZM206 199L209 201V203ZM175 200H177L179 206L176 204L177 202H175ZM216 200H217V203H216ZM61 201H62V199H61ZM144 202H146V203H144ZM219 203H220V205H219ZM2 205L4 206L3 203H2ZM145 205H147V206H145ZM197 205H198V207H197ZM260 207H262L261 209L264 210V205H262V206L259 205V208L257 207L258 209L255 206V208L258 210L259 213L261 211V216L262 215L264 216V213H262L264 211H262L260 209ZM176 209H177V211L180 209L182 211L177 212ZM59 211H60V213L64 214L63 218L59 214ZM165 211H164V213H166ZM172 212L174 215H172ZM179 212H181V213H179ZM209 212L211 215L213 214L212 216H214V219L210 214H208ZM65 213H66V210L64 208H62V211H61V207H58V206H54L53 209L49 213L51 215L50 217L52 218L51 219L52 221L54 218V221H53L54 227L56 229L61 228L64 233H66V231H67V225L69 224L68 228H70V226H71L70 223L67 224ZM68 213H69V211L67 212V217H69ZM176 215H178L179 219H177V220H175V222H173L174 219L178 218ZM182 215L183 216L185 215L184 218ZM235 215H237V216H235ZM263 216H262V219L264 218ZM7 217L9 218V213H7ZM170 217L172 219H170ZM216 217H217L218 221L215 219ZM235 217H237V218H235ZM260 217L256 220V223H255L256 225H258V227L256 228V231L254 232L255 235L253 233L250 235V236L254 235L253 236L254 238L252 239V237L248 236V238H249L248 240L251 239L250 241L255 240L259 236H260L259 239H261V238L263 239V237H264L263 236L264 235L263 234L264 233V224H263L264 219L262 220L263 221L262 222L260 220L261 219ZM70 218H71V216H70ZM146 218L147 217H143V219H141V217H140V221L141 222L146 221ZM182 218H183V220H181ZM189 218H191V219H189ZM168 219L170 220L169 222H168ZM236 219H238L237 222H236ZM240 219L242 222L239 221ZM219 220H220V223H219ZM260 221L263 224V226H262L263 228L261 227L262 224L260 225L257 223V222L260 223ZM50 222L51 221H49L48 219L46 220L45 233L48 236H50V234H51V232H50L51 231V228H50L51 223ZM170 222L172 224H170ZM175 223L178 224V225L176 224L177 225L176 228H175L176 225H173ZM238 223H240L242 225V227L240 224L238 225ZM2 224H3V217L0 215V264H4V260L6 258V251L8 253H11L13 250H16L17 254L22 259V257H23L22 239L20 237H16V238L11 239V236H9L8 227L6 225H2ZM163 224H164V226H163ZM168 224L171 225V228H172V226H174L172 228L174 231L170 228V225H168ZM194 224L196 225V227ZM244 224L246 227L244 226ZM222 225H223V227H222ZM165 226H166V228H165ZM238 226H240V227L238 228ZM178 227L180 228V230L178 229ZM225 227H227L229 230L228 229L226 230ZM189 228L191 230L192 238L189 237V235H190L189 234L190 230L188 231ZM258 228L262 231H260ZM138 229H139V227H138ZM167 229H169V230H167ZM170 229L172 231H170ZM221 230H223V231H221ZM179 231L182 233L180 234ZM184 231H186L187 233H184ZM170 232H172V234H170V236H169ZM256 232H257V234H256ZM140 233L142 235L143 231H140ZM216 233L220 234V235H218L219 237L216 236L217 235ZM223 233H226L228 235L225 234V236H224ZM187 234H189V235H187ZM213 234L214 235L216 234V235L214 236ZM30 235L32 236L31 249H32L33 256H34V263L35 264H50L48 258L46 257L45 249H44L45 245H46V241H47V235H45L43 233V231L37 230V228H33L32 231L30 232ZM222 235L224 237H221ZM212 236H214V237H212ZM193 238H194V241H193ZM190 239H192V240L190 241ZM195 242H196V244H193ZM209 242H210V244H206ZM252 242H254V241H252ZM131 243H133V244H131ZM183 243L186 244V247H184L185 245ZM135 244H136V246H135ZM171 244L174 245V247ZM192 245H194L195 248L197 247L198 249L197 248L195 249ZM189 246H190V248H188ZM206 246L210 250H208V248H206ZM237 246H239V245H236L234 247L236 250L233 249L236 252H238L239 248L240 249L242 248V246H240L237 249ZM100 247L103 248L102 245ZM132 247H134V248L132 249ZM251 247L254 249L253 246H251ZM169 249H170V251H169ZM175 249H176V251H175ZM187 249L189 252H192L194 250L195 254L196 253H198V254L195 255L194 252H192V253H190L193 256L192 257V256H190L189 252L186 251ZM211 249H212V251H211ZM242 249H241V251H242ZM253 249H252V251H253ZM171 250H173V251H171ZM213 250H215L214 254L212 253ZM176 252L178 254H176ZM186 253H188V254H186ZM204 255L208 259L211 258V260H209V261H208V259H207V261H206V259L204 260V257H205ZM185 256L187 258H189V256H190V258H192V259H190V258L187 259ZM117 258H119V257H117ZM193 258H194V261H193ZM215 258H216V260H215ZM187 260H188V262H187ZM88 262L91 263V260H89ZM140 263L145 264V262H139V264ZM73 264H77V262L74 261ZM262 264H264V261L262 262Z\"/></svg>",
    "mask_w": 264,
    "mask_h": 264
},
{
    "label": "water",
    "instance_id": "95a60500",
    "mask_svg": "<svg viewBox=\"0 0 264 264\" xmlns=\"http://www.w3.org/2000/svg\"><path fill=\"white\" fill-rule=\"evenodd\" d=\"M260 2L262 4L263 10H264V0H260Z\"/></svg>",
    "mask_w": 264,
    "mask_h": 264
}]
</instances>
